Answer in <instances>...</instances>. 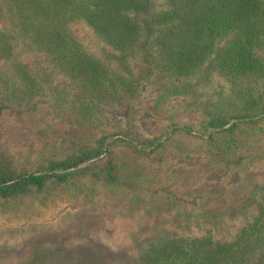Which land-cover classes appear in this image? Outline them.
I'll return each mask as SVG.
<instances>
[{
  "label": "trees",
  "instance_id": "trees-1",
  "mask_svg": "<svg viewBox=\"0 0 264 264\" xmlns=\"http://www.w3.org/2000/svg\"><path fill=\"white\" fill-rule=\"evenodd\" d=\"M153 75L165 83L157 105L185 94L207 109L206 90L216 87L203 146L211 163L233 174L228 180L208 167L205 185L245 188L185 199L192 206L179 213L184 222L139 240L135 264H264V179L245 182L241 173L264 161L263 146L259 154L246 147L264 129V0H0V120L42 108L68 114L64 145L32 164L0 134V204L11 213L43 209L65 195L104 209L97 198L107 188L150 204L161 186L140 164L164 162L158 150L166 143L100 126L109 109L128 119ZM84 127L101 133L86 138ZM81 255V264H108Z\"/></svg>",
  "mask_w": 264,
  "mask_h": 264
},
{
  "label": "rangeland",
  "instance_id": "rangeland-1",
  "mask_svg": "<svg viewBox=\"0 0 264 264\" xmlns=\"http://www.w3.org/2000/svg\"><path fill=\"white\" fill-rule=\"evenodd\" d=\"M49 72L55 82H61L65 90L69 89L61 75ZM137 72L143 75L144 67H138ZM147 84V90L128 119L109 109L102 113L104 125L100 127L107 133L125 128L123 130L131 137L141 141L166 143L165 149L158 150L166 152L164 162L152 164L150 158L140 161L143 173L155 177L156 186H161L156 198L148 205L141 201L134 205L127 193L107 188L97 198V202L105 205L104 209L98 207L94 210L87 204L70 202L65 195L50 208L43 209L38 207L11 213L0 204V264H40L42 259H46L42 264H81L77 260L83 257L81 253L92 255L95 260L105 257L108 264H135L139 240H148L160 229L170 231L179 222H184L179 213L192 206L186 204L185 199L204 191L205 194H218L222 188L226 194H239L245 188H238L233 183H226L222 188L205 185L210 173L208 167L228 180L233 174V169L211 163L203 146V137L209 136L208 119L214 108L212 105L219 98L216 87L208 88L204 96L210 106L199 109L185 94L166 95L162 98L163 105H157L160 94L165 92V83L153 75ZM65 90L60 96L67 98ZM62 115L68 116L56 109L42 108L30 116H5L0 120L1 140L27 163L38 162L63 144L59 131L63 128ZM173 125L188 126L197 137H189L183 131L173 133ZM87 128L82 131L86 138L101 133ZM262 130H257L259 133L246 141V147L252 153L259 154L260 146L264 147ZM171 136L170 140L167 139ZM241 173L245 182H250L253 177L255 180L264 179V161H254ZM176 198L178 205L174 202Z\"/></svg>",
  "mask_w": 264,
  "mask_h": 264
}]
</instances>
